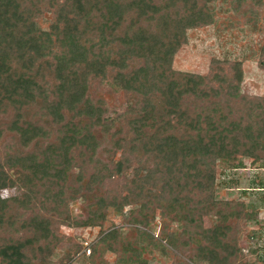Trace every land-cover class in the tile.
Wrapping results in <instances>:
<instances>
[{"label":"trees","instance_id":"trees-1","mask_svg":"<svg viewBox=\"0 0 264 264\" xmlns=\"http://www.w3.org/2000/svg\"><path fill=\"white\" fill-rule=\"evenodd\" d=\"M221 15L257 34L252 54L176 70ZM252 58L264 72V0H0V264L52 263L64 243L70 264H251L257 212L216 191L220 165L264 162ZM63 228L99 234L86 248Z\"/></svg>","mask_w":264,"mask_h":264},{"label":"rangeland","instance_id":"rangeland-1","mask_svg":"<svg viewBox=\"0 0 264 264\" xmlns=\"http://www.w3.org/2000/svg\"><path fill=\"white\" fill-rule=\"evenodd\" d=\"M229 15V14H228ZM220 16L218 26L190 31L188 33V44L185 45L176 56L174 67L176 70L189 72L198 75H207L213 58L218 59H239L243 60L247 55L252 54V47L257 41V34L242 33L229 27V16ZM226 19V20H224ZM238 21L242 22L240 18ZM236 28V27H235ZM234 30V34H233ZM257 49L254 48V51ZM256 59L252 58L244 63V85L243 92L264 97V72L257 65ZM244 168L232 169L225 165L218 168V188L216 198L219 201L241 200L245 202L249 210H256L258 220L248 223L240 236V246L243 248L251 264H264V162L253 164L250 159H242ZM12 191H4V199H10ZM74 216L82 214L81 204L75 202L71 206ZM127 209L126 211H128ZM212 220H206V226L212 225ZM113 225H126L124 219H116L111 216L105 229H111ZM161 221L158 218L155 222L153 233L159 235ZM62 232L73 239L82 240L87 248L96 240L99 229H67ZM74 243H64L48 264H70V257L76 253ZM89 254V252H88ZM70 255V257H69ZM76 257V259H78ZM70 259V260H69ZM114 255H107L110 264L115 263ZM75 264H83L75 260ZM47 264V263H34ZM150 264H159L151 262Z\"/></svg>","mask_w":264,"mask_h":264}]
</instances>
